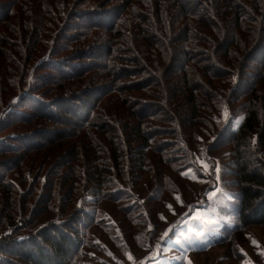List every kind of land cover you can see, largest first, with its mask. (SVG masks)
Instances as JSON below:
<instances>
[{
  "label": "trees",
  "instance_id": "16d2710c",
  "mask_svg": "<svg viewBox=\"0 0 264 264\" xmlns=\"http://www.w3.org/2000/svg\"><path fill=\"white\" fill-rule=\"evenodd\" d=\"M103 2L0 0V264H103L89 228L108 202L125 231L142 228L139 248L155 244L147 201L176 200L184 189L171 171L194 184L191 158L208 134L209 152L232 156L221 183L235 199L231 226L217 242L241 258L249 228L264 226V0ZM135 78L124 90L143 109L118 90ZM150 172L164 180L154 192L141 186ZM99 223L130 251L121 226Z\"/></svg>",
  "mask_w": 264,
  "mask_h": 264
},
{
  "label": "rangeland",
  "instance_id": "374dc122",
  "mask_svg": "<svg viewBox=\"0 0 264 264\" xmlns=\"http://www.w3.org/2000/svg\"><path fill=\"white\" fill-rule=\"evenodd\" d=\"M110 1L111 3L103 2L100 5V7L103 8L102 10L108 9L109 6L111 7V4H114L117 0ZM229 28L231 29L232 27L230 26ZM90 53L92 58H95L93 63L98 65L102 63L100 60L106 57L104 54L96 56L98 52L92 48L90 49ZM88 61H90V59L86 62L88 63ZM178 64L180 63H175V70H173V72L176 73L177 79L180 77V71L177 70ZM204 64L208 65V62L202 61V65ZM192 65L194 66L195 64ZM199 71L202 73L201 69H199ZM248 71L246 77H250L249 73H253L255 69L249 67ZM197 78H199V75L196 73L194 81L199 82L202 78L204 82L209 83L202 75L200 79ZM137 79L138 78L122 79L120 85L123 86L118 90L125 95L126 98L132 99L133 101L135 100L138 108L142 105L143 109V107L147 105L144 103L143 97L139 100L138 94L124 90L127 89L124 88L126 83L136 82ZM179 81L180 80L175 81V83ZM175 83L174 85H176ZM104 85L105 83L101 80L95 85L87 87L99 89L104 87ZM68 94L69 92L66 95ZM47 95L49 98H53L55 94H50L48 92ZM185 108V105H183L178 109V112H176L178 118L181 116L183 117L181 111ZM230 115L229 111L224 108L218 121L221 122L222 125H225ZM236 122H238L237 119L232 123L235 124ZM26 127L27 126H18L14 128V132L21 135L24 133V128ZM213 139L214 137L212 134H208L207 137H201L199 146L194 149L193 157L191 158L193 167L188 171L201 174L199 177L194 176V184L185 181L181 182V180H178L175 173L168 171V175L180 182L179 184L184 189L177 194L179 201L177 199L175 201H173V199H167V203L171 206V210H169L167 204L164 207L160 201H153V199L147 201L145 207L152 224L151 227L144 230L146 237L145 241H147L151 235V231L154 227V234L161 230L155 244L154 241L146 243L141 242L139 245L140 248L137 246L139 239H137L134 234L140 231L142 232V228L137 226L136 229L133 228L128 232L125 231L128 221L126 222V220H124L122 211L117 209L115 203H104V206L96 211L95 220L89 228V233L92 234L95 243L103 250V254L97 257L104 260L103 264H254L256 256L260 263L264 262V255L261 254L264 253V226H252L249 228L246 233V237L249 240L242 244L241 258L235 257L226 245H220L217 242V239L225 236V232L231 226V222L229 221L230 218L229 216L227 218L225 213L228 208L232 207L235 199H232L229 194L231 191L223 188L221 184L223 180L233 179L232 176H224L225 171L228 170L229 162H231L232 159L230 154L231 148L228 146L223 149H217L215 153L209 152L207 147ZM148 176L151 177V183H147L149 181ZM148 176L146 175L143 182H141V186H146L145 190L148 188L147 186H150V190L154 192V189H158V186L164 183L159 173L156 175L157 178L154 177L153 172H150ZM230 189L234 190L233 188ZM216 194H218V196L214 199ZM147 195L144 190L141 195L139 194L142 198ZM210 195L212 196L211 199L209 198ZM220 196H222L221 199H219ZM152 206H154L155 209H151ZM176 213H178L177 217H175ZM112 215H115L116 220H112ZM161 217H163V219ZM101 220L111 222L114 227L113 232L116 235H118L119 232L117 225L119 228L120 226L123 228L126 243L130 251H126L123 255H120L121 253L117 251L107 239L106 230L102 224L99 223ZM166 232L167 236L164 235ZM154 234H152V238H154ZM152 238H150V240ZM253 241H255L256 244H253ZM129 257H131V259H129Z\"/></svg>",
  "mask_w": 264,
  "mask_h": 264
},
{
  "label": "snow or ice",
  "instance_id": "6c2138e0",
  "mask_svg": "<svg viewBox=\"0 0 264 264\" xmlns=\"http://www.w3.org/2000/svg\"><path fill=\"white\" fill-rule=\"evenodd\" d=\"M206 167V166H205ZM186 175H188V174H186ZM190 178H195L194 176H192V177H190ZM210 199L212 198V196L210 195V197H209ZM178 201H179V197H177L176 198ZM167 207H169V210H171V206L170 205H168ZM162 219H163V217H161ZM165 236H167V232L164 234ZM253 244H256V242L255 241H253ZM262 255H264V253H261ZM129 259H131V257H129Z\"/></svg>",
  "mask_w": 264,
  "mask_h": 264
}]
</instances>
